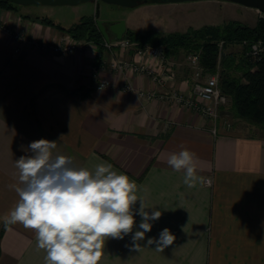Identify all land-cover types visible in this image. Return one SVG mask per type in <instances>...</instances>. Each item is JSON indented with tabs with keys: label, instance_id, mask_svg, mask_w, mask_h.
Masks as SVG:
<instances>
[{
	"label": "crops",
	"instance_id": "obj_1",
	"mask_svg": "<svg viewBox=\"0 0 264 264\" xmlns=\"http://www.w3.org/2000/svg\"><path fill=\"white\" fill-rule=\"evenodd\" d=\"M34 16L48 17L27 7H0L1 25L40 39H60L61 30ZM121 20L104 24L111 42L120 38L109 26ZM113 49L100 55L93 47L67 54L41 51L21 45L0 28V264H45L46 253L37 248L33 230L4 226L18 200L9 188L20 184L15 159L28 154L27 146L39 139L57 141L54 154L73 157L78 167L112 164L136 181L146 208L162 212L150 221L152 230L139 242V251L131 247L132 234L141 230L136 215L133 233L106 241L100 264H264V136L221 123L214 134L210 121L187 106L157 96L143 98L139 91L163 88L144 74L109 70L112 53L141 59L132 50ZM166 59L174 77L164 89L189 94L193 70H180L175 56ZM100 80L111 86L97 88ZM127 80L131 90L125 89ZM183 149L196 154L197 174L209 178L210 186L197 181L188 188L183 170L167 164L172 153ZM139 207L138 200L134 211ZM164 228L175 240L156 251L147 239L158 238Z\"/></svg>",
	"mask_w": 264,
	"mask_h": 264
},
{
	"label": "clouds",
	"instance_id": "obj_2",
	"mask_svg": "<svg viewBox=\"0 0 264 264\" xmlns=\"http://www.w3.org/2000/svg\"><path fill=\"white\" fill-rule=\"evenodd\" d=\"M56 148L55 140H35L27 146L28 154L15 159L20 184L9 188L18 200L4 220L5 228L20 224L33 230L37 248L46 253L45 264H100L106 241L133 233L139 215L141 230L131 236L132 249L139 251V242L152 230L150 221L158 220L162 212L146 208L137 195L136 181L114 170L112 164L78 167L73 157L54 154ZM195 156L183 149L172 153L167 164L174 171L183 170L188 188L197 181L210 186L211 180L198 176ZM138 200L140 207L134 211ZM174 240L170 229L164 228L158 238H148L147 245L155 244L156 251H163Z\"/></svg>",
	"mask_w": 264,
	"mask_h": 264
},
{
	"label": "trees",
	"instance_id": "obj_3",
	"mask_svg": "<svg viewBox=\"0 0 264 264\" xmlns=\"http://www.w3.org/2000/svg\"><path fill=\"white\" fill-rule=\"evenodd\" d=\"M18 5L0 0L3 9L16 11ZM94 16H82L68 27L54 23L47 16H34L33 19L54 26L75 38L95 42L102 50L103 34ZM124 37L138 44L163 45L165 58L175 56L181 50L187 54L198 53V63L203 72L218 74L219 87L230 99L229 110L232 116L264 131V52L252 55L249 51L253 42L260 40L264 43V15H260L252 26L237 20H227L219 25L188 27L186 31L166 34L153 31L137 34L127 28ZM219 41L223 42V48L230 43L241 44L242 53L237 55L222 51ZM77 90L81 96H86L81 88Z\"/></svg>",
	"mask_w": 264,
	"mask_h": 264
},
{
	"label": "rangeland",
	"instance_id": "obj_4",
	"mask_svg": "<svg viewBox=\"0 0 264 264\" xmlns=\"http://www.w3.org/2000/svg\"><path fill=\"white\" fill-rule=\"evenodd\" d=\"M97 4L98 16H96ZM167 4L169 5L168 7H162L163 5ZM178 5L181 7H177ZM26 7L40 14L48 15L49 18L58 21L62 25H69L75 21H78L82 16L95 15L94 17L100 21H103L105 25L108 24V20L123 19L126 21L129 29L136 32L137 34H143L148 31L159 32L163 34L169 33L171 31H186L188 27L198 28L203 25H219L223 22H226L227 20H237L252 26L255 24L256 19L260 15H263L255 8L244 6L228 0H186L178 2L157 3L148 1L139 3L134 7L118 6L115 4L105 3L101 0H96L77 5H18L15 7V9L18 11V9L23 10L26 9ZM61 32L62 35L69 34L67 32ZM80 39L84 40L83 38ZM104 41L107 40L103 36V42ZM133 42L139 48H144L148 45L154 46L149 43L138 44L136 41ZM92 43L97 55H100L102 50L107 49L103 46V49L100 50L99 46L95 42ZM222 44L223 42L219 41V48L222 47V51L224 52H232L237 55L242 53V45L239 43H230L225 48H223ZM155 46H158L163 50V45ZM131 50L134 51L133 49ZM188 55L189 54H187L184 50L177 52L175 55L176 60L180 63V70L185 73H190V70L195 69L193 67L194 64L188 61ZM119 58L124 57L120 56ZM206 73L207 72H204L203 74ZM229 107L230 99L228 97L227 102L220 109V115L222 118H228L232 124L239 128H243L248 133H254L257 135L264 133V131L255 125H250L242 120L235 119L232 116Z\"/></svg>",
	"mask_w": 264,
	"mask_h": 264
},
{
	"label": "built area",
	"instance_id": "obj_5",
	"mask_svg": "<svg viewBox=\"0 0 264 264\" xmlns=\"http://www.w3.org/2000/svg\"><path fill=\"white\" fill-rule=\"evenodd\" d=\"M0 28L21 45H28L41 51L67 54L82 52L93 47L92 41L74 38L70 34L62 35L58 41H51L23 34L17 30H13L8 25L0 24ZM103 45L111 50V52L114 51V47L124 50L133 49L136 56L143 59L119 58V56L112 53L110 61L108 62L109 70L123 75L127 74V72L144 74L156 85L163 88L161 92L139 91L138 94L143 98L157 96L159 98L171 99L172 101L187 106L210 121L211 125L209 130L214 134L217 132L218 123H221L227 128L231 127L229 119H224L220 115V109L227 102L228 96L219 87L217 73L203 74L202 67L198 63V54H189L187 57L188 61L194 64L193 67L195 69L193 70L194 81L191 86V91L189 94H184L171 87L168 90L164 89L166 86H171L170 82L173 80L174 72L160 47L148 45L144 48H139L133 41L125 37H121L113 42L108 40L104 41ZM249 51L252 55L264 52V43L260 40L253 42L249 47ZM148 58H152L155 62L152 64L149 63L146 61ZM96 70L97 67H94L93 72H96ZM110 86L111 84L108 80H100L97 84V88H108ZM125 89L131 90V84L128 80L125 83ZM207 180L209 178L205 179V181Z\"/></svg>",
	"mask_w": 264,
	"mask_h": 264
},
{
	"label": "water",
	"instance_id": "obj_6",
	"mask_svg": "<svg viewBox=\"0 0 264 264\" xmlns=\"http://www.w3.org/2000/svg\"><path fill=\"white\" fill-rule=\"evenodd\" d=\"M9 2H13L19 5H77L85 2H91L96 0H7ZM108 4H115L118 6L124 7H134L142 2H178V1H186V0H101ZM234 3H238L244 6H248L251 8H255L261 13L264 14V0H228ZM96 16H98V4L96 5ZM96 24L100 31L102 32L104 38L109 40V34L104 26V22L95 18ZM109 30L113 32L117 38H121L122 33L125 31L124 21L121 20L117 22V24H112L109 26Z\"/></svg>",
	"mask_w": 264,
	"mask_h": 264
}]
</instances>
